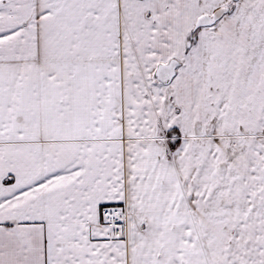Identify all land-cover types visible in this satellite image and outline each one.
<instances>
[{
    "label": "snow or ice",
    "instance_id": "1",
    "mask_svg": "<svg viewBox=\"0 0 264 264\" xmlns=\"http://www.w3.org/2000/svg\"><path fill=\"white\" fill-rule=\"evenodd\" d=\"M0 264H264V0H0Z\"/></svg>",
    "mask_w": 264,
    "mask_h": 264
}]
</instances>
